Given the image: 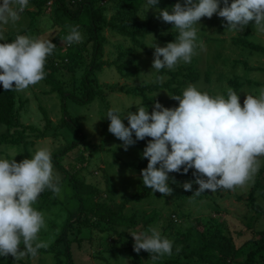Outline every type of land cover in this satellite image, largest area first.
I'll list each match as a JSON object with an SVG mask.
<instances>
[{"label":"clouds","instance_id":"9594fccd","mask_svg":"<svg viewBox=\"0 0 264 264\" xmlns=\"http://www.w3.org/2000/svg\"><path fill=\"white\" fill-rule=\"evenodd\" d=\"M157 4L158 0H147L146 7L156 9ZM49 5L50 2L46 4ZM28 6L29 0H0V41L6 40L5 26L19 21ZM157 12V18L171 24L178 35L163 47L154 43L152 69L156 71L172 70L180 62L191 63L196 55V25L202 17L216 14L227 22L226 28L238 33L250 22L264 31V0H183V4L178 0L171 11L164 8ZM68 27L64 42L69 46L82 43L79 26ZM56 47L49 37L28 35L0 43V85L5 91L23 92L41 82L46 77L47 58ZM171 98L179 102L177 107L166 108L155 102L151 113L142 104L135 113L128 111L123 117L118 108L106 114L108 131L122 141L124 150L138 140L151 138L142 153L148 161L141 170L143 185L170 196L173 190L168 173L181 169L184 174L194 169V182L199 185L195 195L204 190H234L253 182L264 157V89L258 96L246 95L243 106L231 88L225 98L189 84L182 95ZM125 118L128 126L123 123ZM192 183L185 182L182 187L191 191ZM45 190L55 195L61 191L49 148L40 147L30 159L19 163L13 158L0 159V257H35L40 248L46 247L39 242V233L45 227L44 215L33 207ZM130 235L137 253L144 250L153 259L172 255L173 241L155 227Z\"/></svg>","mask_w":264,"mask_h":264},{"label":"rangeland","instance_id":"374dc122","mask_svg":"<svg viewBox=\"0 0 264 264\" xmlns=\"http://www.w3.org/2000/svg\"><path fill=\"white\" fill-rule=\"evenodd\" d=\"M179 2H183V0H179ZM229 3H231V0H229ZM49 9V7L48 10L45 9V13L36 18L33 25H29L30 18L27 11L34 10L29 4L21 13L19 21L5 26V36L8 37L9 34L26 29L28 36L49 37L51 40L62 28V25L61 21H58L57 24L53 21ZM106 13L107 17L110 16L111 10ZM154 13L146 7L145 15H140L139 18L144 21L148 15H154ZM49 20L51 21L50 24L48 23ZM226 23L223 18L216 14L211 18H201L199 24L196 25L198 29L196 55L192 57L191 63H187V65L195 73L198 71L201 75L200 80L195 82L198 89L213 96L227 94V90L230 88L227 83L229 81L234 80L242 83L243 85L236 93L240 97L241 106H243L246 95L258 96L259 90L264 89V52L251 51L236 44L235 40L239 37L254 45L264 47V31L257 28L254 22H250L243 31L238 33L226 28ZM176 32L175 28L170 30V34ZM103 35L106 37V42L103 46L102 60L111 63L115 59L117 51L128 47V43L109 30H104ZM144 41L146 47H153L154 43L161 47L166 45L152 38L149 41L148 37ZM133 57L132 61L137 67L138 77L136 75L119 76L113 65L103 66L95 76L104 101L96 100L91 105H77L70 101L66 103L67 112L84 134L85 144L89 149L83 152V149L78 146L77 149H72L67 155L63 156L60 163L70 174H75L86 184L96 188L106 203H118L122 198L128 197L134 192L137 182L142 180V169L128 167L127 164L144 165L146 168L148 163L142 153L149 140H138L134 145L124 150L122 141L108 131L110 121L106 117L107 111L111 108H118L120 115L123 117L128 111L135 113L136 108L140 107L139 99L131 95H125L123 92L115 90V87L123 86L126 89L136 87L139 83L153 82L156 72L155 69H152L153 53L146 55L144 52H139ZM132 70L131 66L130 71ZM205 71L208 72L207 80H204L203 76ZM189 75L192 76L191 73ZM58 77L67 81L69 74L60 72ZM166 78L167 76L163 74L161 81H165ZM256 83L259 85L256 86ZM104 85L108 87H104ZM110 87L113 90L109 89ZM46 90L47 87L39 82L23 92L15 91L16 99L23 103V107L19 111L20 121L23 125H38L39 121L36 122L39 116L38 107L46 110L51 122L59 120L58 97L54 94L46 95ZM154 96L162 106L171 108L169 97L163 91L155 93ZM15 104L17 107V101ZM152 108L153 104L147 107L149 113H151ZM123 123L128 126L126 118L123 119ZM38 126L40 128L41 123ZM133 139L135 140L134 134ZM72 141L73 138L64 131L61 133L50 132L43 138L26 135L17 147L0 146V159L13 158L19 163L23 159H30L40 147H47L53 153ZM23 144L25 148H23ZM81 159L83 162L80 161ZM263 165L264 157L261 158L259 170ZM193 172L194 169H189L188 173L184 174L181 169V172L168 173L169 187L173 190L170 196L157 198L154 193L150 198H145L139 203L130 202L125 206V215L133 216L136 221L141 214L147 215L151 211H157L160 216L152 226L156 227L160 223L165 225L166 219L172 214L175 215V228H179L180 231L191 225L188 222H182L183 217H188L189 220H200L203 223L211 222L208 221L209 219L215 220L223 229L222 235L230 241L232 248L236 250L231 264H242L246 253V249L243 250L242 248L254 247L245 241L257 238L259 231L264 230V220L260 217L251 221L252 232L244 227L249 218L253 216V213L246 207V200L254 181L238 186L234 190L219 189L214 192L204 190L200 195H195L194 193L199 185L194 182L196 177L193 176ZM54 173L59 177L60 193L55 195L51 192L52 194L46 198L47 202H43L38 198L33 205L36 210L44 215L45 227L39 233V242L46 245V247L57 237L68 214L76 207V203L71 199L69 186L62 178V174L57 172L55 168ZM172 180H175V183H172ZM185 182H193L191 191L184 190L182 185ZM182 194L194 197L190 199L182 197ZM255 199H257L258 204L263 206L264 197L259 196ZM95 221L93 220V222ZM105 227V224L99 223L98 228L80 229L81 231L78 234H75V232L70 233L68 236L70 239L73 237L81 238L79 246L75 243L70 246L71 258L74 264H131L126 249V238H116L111 232L105 231ZM134 230L129 231L133 232ZM172 230L174 229L171 227L170 232ZM126 232L128 233V230ZM238 232H242L243 238L239 237ZM42 233H46L48 238L43 237L44 234L42 235ZM169 239L173 240L172 238ZM187 244L188 249L184 247V253L186 254L190 250L199 248L201 245L200 234L192 230ZM8 257H0V262L7 260ZM164 258L166 256L157 257L153 261H147L146 259L141 261L142 264H160V261ZM20 260L27 264H53L51 255H37L28 260L26 257ZM180 262L185 264L184 261Z\"/></svg>","mask_w":264,"mask_h":264},{"label":"trees","instance_id":"16d2710c","mask_svg":"<svg viewBox=\"0 0 264 264\" xmlns=\"http://www.w3.org/2000/svg\"><path fill=\"white\" fill-rule=\"evenodd\" d=\"M48 2H50L48 7L51 11V18L56 24L61 21L62 28L50 40L57 47L54 53L47 58L46 77L41 83L47 87L46 95L54 94L58 97L59 120L51 122L46 110L38 107L39 116L36 122L39 121L37 124L40 125L41 123V127L33 124L23 125L19 117L23 103L16 99L15 91H5L0 85V146L17 147L26 135L43 138L50 132L61 133L64 131L73 138L72 142L52 153V162L55 170L62 174V178L69 186L71 199L76 203V207L68 214L57 237L46 248H40L37 255H51L53 264H74L70 246L73 243L79 246L81 238L73 237L70 239L68 237L70 233L78 234L80 229L98 228V224L103 223L106 225L105 231L111 232L116 238H126V249L131 264H142V259L153 261L155 259L148 252L141 250L137 253L133 250L134 239L130 234L147 232L150 226H154V222L160 216L159 212L151 211L147 215L141 214L135 221L133 216L125 215V206L130 202L139 203L145 198H150L154 193L157 198H161L162 195L146 188L141 180L137 182L134 192L128 197L122 198L118 203H106L96 188L86 184L75 174L66 171L61 165L60 159L72 149H77L78 146L83 149V152L89 149L85 144L84 134L67 112V101L77 105H91L96 100L104 101L101 88L95 79L103 66L113 65L119 76L136 75L138 77L137 67L132 61V57L139 52H144L146 55L154 52L152 47H146L144 39L148 37L149 41L152 38L164 44L176 39L178 33L170 34L173 26L157 18V9L168 8L171 11V6L178 0H158L156 9L150 8L155 12L154 15H148L144 21L139 17L145 15L147 0H29V4L34 9L27 11L30 18L29 25H33V21L43 15L45 9L48 10L46 7ZM180 3L183 4V2ZM109 10H111V15L107 17L106 12ZM69 25L79 26L84 37L82 43H74L69 46L64 42V37L69 34ZM104 30L113 32L114 35L128 43V47L117 51L116 57L111 63L102 60L103 46L106 42V37L103 35ZM17 35H28V33L26 29L19 30L9 34L6 40L0 41V43L12 42ZM235 42L251 51L264 52V47L254 45L242 38H236ZM131 66L132 71H130ZM60 72L68 73L69 79L67 81L61 80L58 77ZM190 73L192 76L189 75ZM207 73L206 71L203 73L204 80H207ZM163 74L167 78L162 82ZM200 76L198 71L195 73L187 63L181 62L172 70L163 68L156 71L153 82L139 83L136 87L126 89L119 86L115 87V90L136 97L140 100L139 105L143 104L146 107L155 102L160 103L154 94L163 91L169 97V105L174 108L178 106L179 102L171 97L182 95L183 90L189 84L195 85V82L200 80ZM227 83L235 92L243 85L234 80ZM255 85L258 86L259 84L256 83ZM104 87L108 86L104 85ZM109 89L113 90L111 87ZM224 96L226 98L227 94ZM8 132L9 134H7ZM145 139L150 140L151 138L145 137ZM22 146L25 148L24 144ZM80 161L83 162L82 159ZM126 166L145 169L144 165L127 164ZM51 192L45 190L40 194L39 199L47 202L46 198L52 194ZM259 196L264 197V165L254 179L246 200V207L253 213V216L244 225L250 232H252L251 221L258 217L264 220V204L263 206L258 204L257 199H255ZM182 197L192 199L194 196L182 194ZM169 217L166 219L165 225L160 223L155 227L162 236L173 239L172 255H165L166 258L161 260L160 264H182L180 261H184L185 264H231L236 250L232 248L230 241L222 235L223 229L215 220L209 219L208 221L211 222L203 223L200 220H189L188 217H183L182 222H188L191 225L180 231L179 228H175V215L171 214ZM93 220L97 221L93 222ZM171 227L174 230L170 232ZM132 229L135 230L130 232L129 230ZM192 230L200 234L201 245L196 250H190L186 254L184 247L188 249V238ZM237 234L243 238L242 232ZM42 235L48 238L46 233H42ZM258 235L255 239L245 241L254 247L242 248L243 250L246 249L242 264H264V230L259 231ZM177 247L180 248L179 252L176 251ZM26 258L28 260L32 256L29 255ZM0 264L27 263L22 262V260H14L9 255L8 259L0 262Z\"/></svg>","mask_w":264,"mask_h":264}]
</instances>
